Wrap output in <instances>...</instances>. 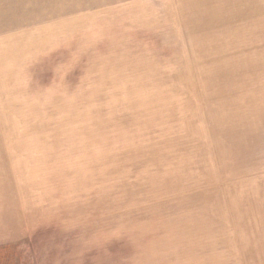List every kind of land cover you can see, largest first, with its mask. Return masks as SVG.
Returning a JSON list of instances; mask_svg holds the SVG:
<instances>
[{"label":"rangeland","instance_id":"obj_1","mask_svg":"<svg viewBox=\"0 0 264 264\" xmlns=\"http://www.w3.org/2000/svg\"><path fill=\"white\" fill-rule=\"evenodd\" d=\"M0 264H264V0H0Z\"/></svg>","mask_w":264,"mask_h":264}]
</instances>
